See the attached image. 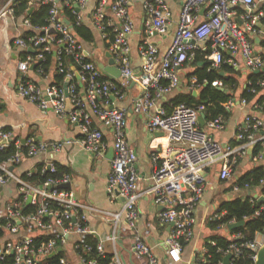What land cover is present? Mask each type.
<instances>
[{
	"label": "built area",
	"instance_id": "built-area-1",
	"mask_svg": "<svg viewBox=\"0 0 264 264\" xmlns=\"http://www.w3.org/2000/svg\"><path fill=\"white\" fill-rule=\"evenodd\" d=\"M14 1L7 0L0 7V18L5 14L15 20L18 18ZM36 1L41 0H30L29 3ZM42 1L52 4L49 25L34 27L27 17L21 15L22 25L33 29L36 34L28 41L23 35L14 41L22 51L32 48L36 52L43 45L42 52L35 57L29 54L20 58L17 66L25 74L33 63L44 61L45 53L54 48L59 72L65 75V84L68 85V96L64 88L56 85L49 86L44 93L35 82L23 76L18 94L43 110L52 109L59 116L66 115L69 98L72 110L68 119L80 127L81 144L91 155H103L108 147L95 120L110 129L114 158L107 189L111 197H123L124 201L116 211L99 210L82 203L71 188L62 187L71 183V176L67 173L48 179L43 185L27 180L36 172L37 164L19 174L16 168L22 161L49 149L58 150L60 145L40 141L34 136L23 142L14 132L0 129V150L13 142L18 149L11 159L0 164V188L15 186V195L0 202V230L4 233L0 237V264H101L100 258L106 254L104 243L89 226V214L111 220L112 234L108 239L113 244L114 264H122L116 250L117 243L123 234L129 232L132 234L133 254L143 264H161L146 242L151 234L150 224L143 230L138 227V203L145 193L139 185L135 164L137 154L126 136L127 111L114 107L112 102V97H125L119 85L127 87L132 80L141 87V94L133 101V111L146 115L149 131L163 132L170 143L166 157L155 156L156 169L147 193L153 194L155 204L162 207L157 215L159 223L169 227L165 239L166 254L173 263L181 262L184 244L194 237L195 205L205 193L207 170L218 164V178L230 181L238 162H250V149L254 150L259 143L264 145V0H180L177 28L166 52L160 56L156 45L147 38L139 44L142 59L139 75L131 63L130 36L135 26L129 9L131 0H97L91 12V25L102 40L109 43L107 52L121 70L120 79L106 77L89 59L92 53H88L87 43L73 33L72 26L66 23L67 19L60 11L64 3L76 15V23L81 24L87 0ZM141 5L147 16V35L163 33L170 19L166 0H142ZM51 29L60 36L53 35ZM197 50L205 53L209 71H220L224 64L229 65L238 73V80L240 76L244 78L241 92L244 90L253 95L251 101L247 97H231L224 105L227 111L236 107L243 110V120L236 129L234 142L221 143L200 127L203 106L178 104L168 109L163 103L158 105L166 95L181 86L180 74L186 64L195 59ZM64 54L72 57L75 65L66 63ZM78 83L83 86V93L78 89ZM212 85L225 90L222 81L215 80ZM187 88L199 91L201 83L192 76ZM225 122L218 117L205 124L209 129L220 131ZM23 145L28 147L27 155L21 152ZM257 160H264L263 151ZM42 164V172L56 171L52 161ZM245 196L250 197L252 203L261 201L264 179L258 185H234L228 198ZM29 197L31 201L27 203ZM29 205L34 210L24 213V208ZM235 222L234 219L229 224ZM224 228L228 229L225 225ZM93 239L96 245L92 243ZM232 239L237 242L241 236L235 234ZM263 243L264 235L253 242L232 243L224 254L232 255L229 264H237L245 248L249 250V256L243 264H255ZM53 253L54 256L50 257ZM10 255H13L12 260H9ZM202 259L194 264H200ZM218 264L225 263L222 260Z\"/></svg>",
	"mask_w": 264,
	"mask_h": 264
},
{
	"label": "crops",
	"instance_id": "crops-1",
	"mask_svg": "<svg viewBox=\"0 0 264 264\" xmlns=\"http://www.w3.org/2000/svg\"><path fill=\"white\" fill-rule=\"evenodd\" d=\"M96 2L97 0H87L86 8L82 13L85 24L92 29L96 40L94 44L87 43L85 46L88 53H92L90 58L99 67L100 63L108 64L110 58L107 56L108 52L104 47V41L99 32L91 25V12L94 10ZM166 2L170 10L168 27L163 33H155L153 36H148L145 31L147 16L141 5L142 0H131L130 2L129 9L135 25L130 36L131 63L137 75L141 73L142 65V59L138 51L141 41L146 38L150 40L156 45L159 55L162 56L173 40L179 19L181 1L166 0ZM22 22L23 16H18L15 20L5 14L0 18V129L10 130L21 139L34 136L43 142L58 143L60 147L58 150L49 149L46 153H39L34 157L25 158L19 167L16 168V172L23 174L38 163L57 162L69 169L67 174L71 176V190L74 191L82 203L93 205L95 208L105 211L120 209L123 205L122 199L111 197L107 189L114 158L110 156V151L112 150V133L110 129L101 124L100 121L95 120V125L102 130L108 147L103 155H91L81 144L82 133L80 127L71 123L68 119L72 109L70 111L66 110L65 116H59L52 109L43 110L35 103L18 94L22 76L35 82L44 93H46L49 86L53 85L55 80V68L46 75L36 72L33 66L25 74L19 71L17 64L20 60L22 49L14 41L18 36L29 30L28 27L22 25ZM193 70L194 67L188 62L180 74L181 86L166 95L158 105L162 103L165 105L176 92L189 91L187 88V75ZM79 84L83 93V86L81 83ZM140 94V85L132 80L127 86L124 98L117 99L112 97L114 107L127 111L126 136L137 154L135 164L140 177L139 185L141 191L145 193L138 203L140 213L138 227L143 230L150 224L151 234L146 242L159 257L161 264H194L199 258H203L205 241L211 235L222 234L232 238L224 227L213 231L206 226L207 219L215 215V208L219 207V202L229 199L231 190L228 187L232 180L221 181L217 176L219 168L216 170L209 168L207 170L208 181L205 193L195 205L194 237L190 242L184 244L182 261L173 263L166 254L165 246L169 227L162 225L157 219L162 207L155 204L153 194L147 193V190L152 186L151 177L156 169L155 156L166 157L170 143L165 134L161 135L159 132L152 133L149 131L146 115L137 114L133 111V101ZM235 95L236 98H239L241 89L237 90ZM230 114V118L227 121L225 120L223 130L209 129L205 124L204 130L221 143L233 141L236 129L243 120V110L240 107H236ZM239 165L241 166L240 172L252 167L250 162H241ZM13 195H15L14 185L11 184L0 188V202L6 201ZM217 195L218 202L215 201ZM88 221L96 237L103 241L108 231L105 230L103 231L105 233L102 234L100 229L108 225L111 228V220L95 214H89ZM116 250L122 264H143L142 260L133 254L132 234L130 232L121 236ZM111 251L113 253V244H111ZM105 252L107 253L106 248Z\"/></svg>",
	"mask_w": 264,
	"mask_h": 264
},
{
	"label": "trees",
	"instance_id": "trees-1",
	"mask_svg": "<svg viewBox=\"0 0 264 264\" xmlns=\"http://www.w3.org/2000/svg\"><path fill=\"white\" fill-rule=\"evenodd\" d=\"M7 0H0V7L4 5ZM114 0H112L113 2ZM30 0H15L13 8L15 13L18 16L27 17L32 26L34 27H45L49 25L50 19V10L52 7L51 3H44L41 1H36L33 3H29ZM32 9V10H31ZM60 11L64 18H66L70 25L72 26L73 33L82 41L88 44H94L96 42L95 35L92 29L81 22V24L76 23V15L73 11L64 3H62L60 7ZM42 33V32H41ZM109 33L111 34V29H109ZM36 32L33 29H29L25 31L22 35L26 41L32 35H35ZM44 34V33H43ZM57 38L60 36L58 32H53ZM111 40L113 39L112 34ZM109 43L104 41V47L108 51ZM54 47V46H53ZM43 45L39 47L36 52L30 53L28 51H22L20 58H25L26 55H32L35 57L37 53L42 52ZM205 53L200 50L195 51V59L190 62V64L194 67L192 72H189L187 75V81L191 79L192 76L197 77L198 82L201 83V88L199 89L198 96H195L193 91H179L165 103L166 108H170L172 105L176 106L178 104H186L191 107L203 106L202 113L204 114L205 122H208L212 119L222 117L224 120H228L230 118L231 111H227L224 107L225 103L231 98L235 97L237 90L240 88L239 80L236 75L237 72L234 71L232 67L227 64L222 66L220 71H209L208 65L205 63L204 58ZM227 56V54H226ZM92 60L91 58H89ZM64 60L69 65L73 66L74 60L72 57L64 54ZM203 63V64H201ZM34 70L41 75H46L53 68H55V80L53 85H56L59 88H64L65 85V75L59 72L58 69V60L57 56L54 53V48L50 53H45V60L38 61L33 63ZM222 72L225 74L223 75ZM215 80L222 81L224 84L225 90L222 91L217 86L212 85V82ZM207 82V83H206ZM124 92L127 87H122L119 85ZM78 89L81 91L82 87L78 83ZM240 97H247L250 101L253 99V95L247 93L246 91H242ZM206 125V124H205ZM202 129L205 126L200 125ZM20 138V137H17ZM234 142V140H233ZM18 149L15 147V143L13 142L9 147L0 150V164L7 162L11 159ZM28 147L23 145L21 147V152L27 155ZM264 152V145L259 143L253 150L252 155L250 157V162L252 167L246 171L240 172L241 166L239 165L241 162H238L234 171L232 178V182L229 184V190L232 189L234 185H258L262 179H264V160H257V156L260 152ZM240 161V160H239ZM247 163V162H245ZM56 171L51 172L46 170L44 172L41 171L43 164L38 163L36 165V172L33 176L27 178V180L33 182L37 185H43L50 178H59L69 172V169L57 162H54ZM238 172V173H237ZM224 183V182H222ZM33 206H26L23 210L24 213L32 212ZM259 213L256 215V213ZM213 215L214 217L208 221V226L213 230L217 231L220 228H223L224 225L228 228L229 222L232 220L244 221V225L238 227L233 230L227 229L230 235L238 234L241 236V239H232L228 236L222 234H214L211 235L205 241V253L203 259L199 262L200 264H218L222 260L224 261L225 254L224 252L230 248L232 243H249L255 241L258 237L264 235V201H255L252 203L250 201V197H232L222 201L219 205V208L215 211ZM3 231L0 230V237L3 236ZM93 244L96 245V240H92ZM249 256V250L243 249L242 256L239 260H237V264H243L247 257ZM13 259V255H10L9 260ZM101 264H114L113 263V254L106 253L104 257L100 258Z\"/></svg>",
	"mask_w": 264,
	"mask_h": 264
},
{
	"label": "water",
	"instance_id": "water-1",
	"mask_svg": "<svg viewBox=\"0 0 264 264\" xmlns=\"http://www.w3.org/2000/svg\"><path fill=\"white\" fill-rule=\"evenodd\" d=\"M66 23L69 24V21L66 20ZM50 32L51 33L52 32H55V30L54 29H51ZM28 51L31 52V53L35 52V50L32 49V48H29ZM107 56L110 58L108 64L105 65L103 63H100L99 64L100 69L102 70V72L104 73V75L106 77L111 78V79H119L121 77V70H120V68H118L115 65V61H114L113 57L110 55V53H107ZM77 76L79 77L78 74H77ZM67 86H68L67 84L64 85V91H65L66 96H68ZM221 90L224 91V89H221ZM193 93H194L195 96H198L199 91L198 90H194ZM66 108H67L66 109L67 111H70L72 109V105H71V102H70L69 98H67ZM199 122H200V124L202 126H204V124H205L204 114H200V116H199ZM159 134L164 135L163 132H159ZM22 141L24 142L25 139H23ZM111 149L112 150L110 151V154H111L110 156H111V158H113L114 157V148L112 147ZM252 151H253V149L251 148L250 149V153H252ZM10 169L13 170L14 167L11 166ZM62 187L71 188V185L69 183V184H67L65 186H62ZM121 199H122V201H124V198L123 197ZM260 200L261 201H264V198H261ZM30 201H31V197H29L27 203H30ZM18 222H20V221H18ZM243 225H244V221H239V222L231 223V224L228 225V229L229 230H233V229H236V228L241 227ZM60 250H61V248H58V251H60ZM53 256H54V253L50 255V257H53ZM231 257H232L231 254L226 255L224 257V263L225 264H229V261H230ZM255 264H264V243L260 247V249L258 250V259H257V261H256Z\"/></svg>",
	"mask_w": 264,
	"mask_h": 264
},
{
	"label": "rangeland",
	"instance_id": "rangeland-1",
	"mask_svg": "<svg viewBox=\"0 0 264 264\" xmlns=\"http://www.w3.org/2000/svg\"><path fill=\"white\" fill-rule=\"evenodd\" d=\"M239 81H240V87H241V85H242V83H243V81H244V78L242 77V76H240L239 77ZM187 84H189V80H188V83ZM188 86V85H187ZM240 90V88L238 89V91ZM218 167H219V165L218 164H215V165H212V170H216V169H218ZM245 169H247L246 167H244ZM238 173V172H237ZM234 174H236V172H234L233 173V175ZM216 202H218V195H217V197H216V200H215ZM219 204H220V202H219ZM218 206V205H217ZM219 207H216L215 208V211L218 209ZM214 216H211L209 219H207V223H206V226L210 229V230H212L209 226H208V221L211 219V218H213ZM105 230H107L108 231V233H107V235L103 238V242H104V244H105V248H106V250H107V253H109V254H111L112 253V251H111V244H112V242L108 239V237H110L111 236V234H112V227L110 228L109 227V225L108 226H105V227H103V228H101L100 229V232L102 233V234H104L105 232H103V231H105Z\"/></svg>",
	"mask_w": 264,
	"mask_h": 264
}]
</instances>
